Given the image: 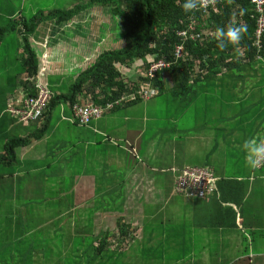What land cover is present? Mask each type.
<instances>
[{
  "label": "crops",
  "instance_id": "0c3cea01",
  "mask_svg": "<svg viewBox=\"0 0 264 264\" xmlns=\"http://www.w3.org/2000/svg\"><path fill=\"white\" fill-rule=\"evenodd\" d=\"M67 26L70 35L84 41L62 43L81 46L75 54L89 56L101 39L86 38L72 24ZM46 45L40 44L42 70L50 76L55 69L64 74L55 61L66 51ZM196 86L189 95L173 94L172 102L165 101L161 128L157 120L145 117L140 125L130 121L125 131L128 120L118 123L112 117L80 128L70 115L62 119L64 134L40 138L47 145L32 139L17 147V169L0 182L5 209L0 214V257L27 264L23 258L29 254L32 264H52L59 250L84 253L73 249L77 238L97 239L109 232L104 254L113 252L115 264H131V250L176 254V261L184 264H264V167H246L241 151L245 139L264 134V57L255 55L240 67L219 70L205 86H197L204 89L200 93ZM169 87L173 90V84ZM166 91L165 85L158 95ZM5 108L7 104L0 105L1 116ZM20 125L10 122L9 132L28 136ZM185 166L210 168L216 192L205 198L176 192L174 173ZM106 190L116 192L111 197ZM103 194L104 207H97ZM119 222L128 227L125 236ZM34 237L43 238L39 247Z\"/></svg>",
  "mask_w": 264,
  "mask_h": 264
},
{
  "label": "trees",
  "instance_id": "16d2710c",
  "mask_svg": "<svg viewBox=\"0 0 264 264\" xmlns=\"http://www.w3.org/2000/svg\"><path fill=\"white\" fill-rule=\"evenodd\" d=\"M180 2L182 0H76V3L73 1L74 5L71 7L38 9L32 13L29 19L24 17L12 19L7 22L6 26L0 20V43L10 31L16 30L20 35L21 62L24 66V71L21 70L19 74L8 76L0 82V87H2L0 89V105H6L8 97L14 95L18 88H21L26 96H33L37 93L35 85L39 78L40 65L43 63L41 58L44 49L37 46L33 42V38L36 35H41L40 26L42 24L47 22H52L55 26L72 24L74 29H79L78 34L82 33L86 38L95 36V38H99L101 32L108 31L110 36L118 39L119 42L100 52L93 60V64L90 66L87 64L88 67L78 71L77 75L75 73L74 75L72 73L71 75L65 73L59 75L55 72L56 64L51 60L53 57L49 58L51 68L55 69L52 72V77H55L53 78L55 82H52V85L55 84L57 89L62 88L65 83H59L65 78L70 79V82H67L70 84L64 86L62 92H54V90L42 86L53 95L39 126H34V132H30L28 136L16 137L12 132H9V123L16 119L5 108L4 114L0 115V149L2 148L0 182L4 176H12L17 169L15 165L18 161L17 147L26 146L32 139H40L48 133L54 108L62 107L63 115H73L74 105L78 103L80 96H90L94 104L102 106L122 98L120 103L106 112V115L115 114L119 110L142 101L134 94L141 83L150 84L154 91L152 97L160 96L158 94L165 88V85L172 84L174 95L180 93L189 95L194 92L197 83L198 87L205 86L209 78L217 76L219 70L240 67L243 60L250 61L255 55L264 57V34L261 38L259 52L253 43L255 19L250 0H233L231 5L227 3V0H218L217 11L210 10L200 21L201 25H197L195 29L197 32L215 31L216 27H225L230 22L246 24L248 32L239 45L240 51L243 53V57L239 60L235 59V53L231 47L225 51L218 49L213 37L211 39L203 37L201 41H185L178 37L177 32L186 30L192 18L199 19L198 11L183 12L179 7ZM240 8L246 9L243 16L239 15ZM99 17L102 20L99 21ZM115 22L118 26V37H116ZM88 23H92L93 28H87L85 24ZM74 38L79 42L84 41H81L82 37L77 34ZM179 45L183 46L184 54L181 58L176 59L174 50ZM34 46L40 48V58L34 50ZM158 61L171 65L158 72L152 80H146L138 75V70L145 73L151 62ZM20 74L22 77L17 78ZM198 87V93L204 91ZM127 94H131L132 98H127ZM92 123L88 126H79L75 123V126L87 128ZM176 174L174 173L175 176ZM99 191H104V189ZM106 191L111 197L116 192L114 190ZM104 201L106 200H104L103 194L100 205L97 207H104ZM120 224L123 235H126L128 227H123V223ZM111 238L109 232L101 233L93 244L88 246L86 243L75 242V248H78V252H84L80 254V257L89 256V264H115L113 252L104 254V251H108L107 240ZM62 254L65 253H61L59 250L57 256ZM24 257L25 263L32 264V255L26 254ZM0 263L10 264L3 255L0 257Z\"/></svg>",
  "mask_w": 264,
  "mask_h": 264
},
{
  "label": "rangeland",
  "instance_id": "374dc122",
  "mask_svg": "<svg viewBox=\"0 0 264 264\" xmlns=\"http://www.w3.org/2000/svg\"><path fill=\"white\" fill-rule=\"evenodd\" d=\"M76 3V0H0V20L3 25L6 26L7 22L12 19H18L19 17H24L26 19H29L32 16V13H34L38 9H51V8H67L71 7ZM92 23L85 24L87 28H93ZM71 25V24H69ZM116 25V22H115ZM41 28V35H36L33 38V42L40 47V44L42 43V46L44 44L48 43L46 47L50 48L53 45H56L60 49H63L66 51V55L61 52L60 56L58 57L59 60H56L55 63L57 64L58 67H62L63 70L65 71V74L71 75V70L75 68L76 73L78 71L80 72L83 68H85L88 64V66L93 64V60L99 55L100 52H103V50H107L109 47H111L110 43L112 45H117L118 39L113 38L110 36L109 32H101L99 35V38L91 37L90 39H101L99 44L95 46L92 50V53L89 54V56L86 53L82 54H75L74 51L76 49L78 50L81 48V46H74L72 47L69 44H63L64 43H73L74 41V36L70 35V26L67 25H61V26H55L52 22H47L46 24H42L40 26ZM39 29V30H40ZM74 29V28H73ZM116 37H118L119 31H118V26L116 25ZM67 33L69 36H64V34ZM45 36V39H44ZM109 36V37H108ZM60 38L62 39L60 41ZM60 41V42H58ZM56 43H62V46L57 45ZM76 43V42H75ZM21 38L20 35L17 33L16 30L10 31L7 33L4 37V39L0 43V82L3 81L6 77L8 76H14L20 73V71H24V66H22V48H21ZM34 46V50L36 51L37 55L39 58L41 57V52L40 48ZM76 47V48H75ZM84 48V47H82ZM86 48V47H85ZM72 52V53H71ZM60 53V52H59ZM88 56V57H87ZM91 57V59H90ZM42 59V58H41ZM61 59V60H60ZM80 59V60H78ZM90 59V60H88ZM62 63V64H61ZM87 66V67H88ZM43 65H40V72H39V78L37 79V82L41 86H46L49 88V90H54V92H62V88L64 86H69L70 79L65 78L63 81H59L61 84L64 82L65 84L62 85V88L57 89L55 87V84L52 85V82H55L53 78L50 76L51 72L43 71L42 70ZM42 70V71H41ZM75 73V74H76ZM74 75V73H73ZM21 76L18 75L17 78ZM54 86V87H53ZM167 86V85H166ZM2 87H0L1 89ZM166 92H163L160 96L158 97H153L152 99L149 100H142L140 103L130 106L126 109L119 110L115 112V114H109L106 115L104 118H109L112 117L116 119L118 123L120 121L124 122V120H128L127 123H124L126 126L123 128V131H125L129 127V122H138L137 125H140L141 119L143 117L145 118H154V120H157V124H159V127L165 126V123L161 122L162 115L165 114L166 110L164 109V104L166 103L165 101L172 102L173 101V90L171 87L167 88ZM3 90V89H2ZM157 103V106H153ZM149 109L146 108V105H151ZM66 116H70V114H64L61 112L60 107L59 108H54L51 114V119L49 122V130L48 133L46 134L47 136H50L51 134H64L66 132L65 124L62 119ZM103 118V119H104ZM27 126L21 128L26 129V134L30 132H34V125H23ZM21 134V133H20ZM148 134H146L147 136ZM44 138V137H42ZM70 138H73L72 136ZM42 144L47 145V141L44 139L39 140ZM43 149V146L41 150ZM61 154L65 156V152L62 151ZM57 154H50V156H56ZM63 168L65 167V163L60 164ZM33 175V174H32ZM4 205L0 204V214L2 211H4ZM89 210H85L84 216H87ZM92 212V211H91ZM93 219L95 218V223H100L99 221L101 219H96V215L92 217ZM110 222H112V219H110ZM91 226L93 227V221L90 219ZM83 236V235H82ZM111 236V235H110ZM42 237H34V244L36 247H39L42 244ZM44 239L46 242L48 241V237L44 235ZM85 239V240H84ZM96 241L95 238H77L75 242L80 243L82 242L83 244H87L88 246L90 244H93V242ZM48 245V244H47ZM111 242V248L113 249ZM47 248V247H46ZM117 248L121 249L119 244H117ZM75 251H77L78 248H73ZM85 250V248H83ZM73 252V250H72ZM87 254V253H86ZM155 257L159 258L156 261H151L149 260V257ZM46 257V255H45ZM127 260L130 261L132 259L131 264H184L183 261L178 263L176 261L178 255L176 254H171V255H162V254H155V255H145V254H139L136 250H131L129 254H127ZM53 264H89V256L85 255L80 257V254L75 253H69L67 255L62 254V255H56L52 257ZM1 264V263H0ZM99 264V263H97ZM102 264V263H100ZM116 264H120L117 262Z\"/></svg>",
  "mask_w": 264,
  "mask_h": 264
},
{
  "label": "built area",
  "instance_id": "2783aa9c",
  "mask_svg": "<svg viewBox=\"0 0 264 264\" xmlns=\"http://www.w3.org/2000/svg\"><path fill=\"white\" fill-rule=\"evenodd\" d=\"M252 10L254 12L255 28H254V46L256 49L261 48V38L264 34V0H250ZM212 10L217 11V4L215 7L209 6L206 9L198 11V18H192L186 30L177 32L178 37L182 40L201 41L203 37L211 39L214 31L203 30L200 32L195 31L197 25H201L200 21L204 19L207 13ZM183 46L175 47L174 57L179 59L183 56ZM170 63L158 61L151 62L145 73L138 70L137 73L140 77L146 80H152L156 74L162 70L170 67ZM37 93L35 95L26 96L20 89L12 99L9 100L7 111L22 125L39 126L48 104L52 97V92L42 87L40 84L35 85ZM135 96L141 100H147L154 94L150 84H139L135 91ZM127 98H132L131 94H127ZM122 100L118 99L114 103H107L105 105H96L92 102L91 98L79 97L78 103L73 108V121L79 126H88L90 123L101 120L108 110H111L115 105ZM174 178L173 189L176 192L183 193L187 196H195L197 198H205L216 192V177L210 168L205 166H185L176 172Z\"/></svg>",
  "mask_w": 264,
  "mask_h": 264
},
{
  "label": "clouds",
  "instance_id": "9594fccd",
  "mask_svg": "<svg viewBox=\"0 0 264 264\" xmlns=\"http://www.w3.org/2000/svg\"><path fill=\"white\" fill-rule=\"evenodd\" d=\"M217 3L218 0H182V2L179 3V7L185 13H194L196 11L206 9L209 6L215 7ZM227 3L231 5L233 3V0H227ZM245 12L246 9L240 8L239 15L243 16ZM247 32L248 26L246 24L230 22L225 27H216L213 33V38L218 49H220L221 51H225L231 47L235 53V59L239 60L240 57L243 56V53L240 51L239 45L241 44ZM19 78H21V76ZM20 89H18L16 93ZM14 95L8 98L7 106L9 100L12 99ZM88 97L90 96L84 98ZM15 122L18 123L17 121ZM73 123L75 124V122ZM241 151L244 154L243 159L246 167L253 170L264 167V134L253 135L245 139L243 141V144L241 145Z\"/></svg>",
  "mask_w": 264,
  "mask_h": 264
}]
</instances>
